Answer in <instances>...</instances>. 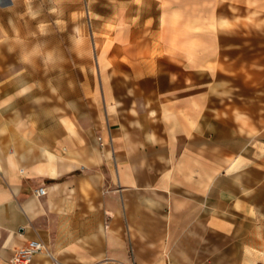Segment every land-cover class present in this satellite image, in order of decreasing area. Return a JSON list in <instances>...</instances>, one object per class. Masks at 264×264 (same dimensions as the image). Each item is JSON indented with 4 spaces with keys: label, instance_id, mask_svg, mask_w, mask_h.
Segmentation results:
<instances>
[{
    "label": "crops",
    "instance_id": "crops-1",
    "mask_svg": "<svg viewBox=\"0 0 264 264\" xmlns=\"http://www.w3.org/2000/svg\"><path fill=\"white\" fill-rule=\"evenodd\" d=\"M109 8L97 78L0 88V264H264V0Z\"/></svg>",
    "mask_w": 264,
    "mask_h": 264
},
{
    "label": "rangeland",
    "instance_id": "rangeland-1",
    "mask_svg": "<svg viewBox=\"0 0 264 264\" xmlns=\"http://www.w3.org/2000/svg\"><path fill=\"white\" fill-rule=\"evenodd\" d=\"M116 1L10 0L0 6V88L8 94L22 91L50 98L59 91L62 95L66 88L61 85L62 78L69 72L67 62L74 60L77 77H83L81 65L87 55L91 58L92 77L97 78L91 51L99 45L96 35L102 22L101 14L95 11H107L111 5L114 8ZM41 23L47 26L46 35L38 31ZM37 44L43 51L55 53L54 68L44 66L40 59L32 65L20 63L21 47L31 49Z\"/></svg>",
    "mask_w": 264,
    "mask_h": 264
},
{
    "label": "clouds",
    "instance_id": "clouds-1",
    "mask_svg": "<svg viewBox=\"0 0 264 264\" xmlns=\"http://www.w3.org/2000/svg\"><path fill=\"white\" fill-rule=\"evenodd\" d=\"M53 12H55V9H53ZM37 27L41 35H46L45 29L47 26L45 24L41 23ZM37 59H40L43 65L50 69L54 68L57 64L55 53L53 51H43L39 44L34 45L31 49L21 47L19 53L20 63L32 65Z\"/></svg>",
    "mask_w": 264,
    "mask_h": 264
},
{
    "label": "built area",
    "instance_id": "built-area-1",
    "mask_svg": "<svg viewBox=\"0 0 264 264\" xmlns=\"http://www.w3.org/2000/svg\"><path fill=\"white\" fill-rule=\"evenodd\" d=\"M44 189H39L37 195H44ZM45 249L39 241H31L26 246L15 251L12 264H31L32 259Z\"/></svg>",
    "mask_w": 264,
    "mask_h": 264
},
{
    "label": "bare ground",
    "instance_id": "bare-ground-1",
    "mask_svg": "<svg viewBox=\"0 0 264 264\" xmlns=\"http://www.w3.org/2000/svg\"><path fill=\"white\" fill-rule=\"evenodd\" d=\"M10 0H0V6H5L9 3Z\"/></svg>",
    "mask_w": 264,
    "mask_h": 264
}]
</instances>
